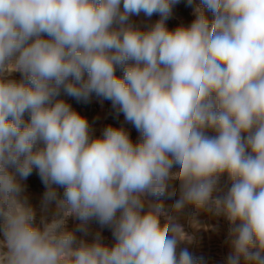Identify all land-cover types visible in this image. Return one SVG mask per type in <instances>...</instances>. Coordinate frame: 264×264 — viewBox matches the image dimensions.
<instances>
[{
  "label": "clouds",
  "instance_id": "obj_1",
  "mask_svg": "<svg viewBox=\"0 0 264 264\" xmlns=\"http://www.w3.org/2000/svg\"><path fill=\"white\" fill-rule=\"evenodd\" d=\"M181 2L0 0V264H205L200 212L224 264H264V0H183L169 28ZM93 98L138 139L93 136L69 102Z\"/></svg>",
  "mask_w": 264,
  "mask_h": 264
},
{
  "label": "rangeland",
  "instance_id": "obj_2",
  "mask_svg": "<svg viewBox=\"0 0 264 264\" xmlns=\"http://www.w3.org/2000/svg\"><path fill=\"white\" fill-rule=\"evenodd\" d=\"M197 2H199V0H197ZM158 18V16L154 15L151 21L154 22ZM133 19L141 26H145L149 23L143 16L134 17ZM192 19V9L185 7L182 0V2L175 7L173 17L167 21V25L169 28H175L181 23H190ZM69 102L72 103L77 111L88 119L93 130V136L101 135L103 128L109 124L113 126H120L123 124L129 131L131 138L134 141L138 139L139 133L131 124H126L124 122L123 115L121 114L118 118L115 116L111 109L110 102L105 101L103 105H101L95 98L88 104L76 103L74 100H70ZM25 183L27 184V194L30 198V202L38 210L41 196L45 190L44 186L36 173H33ZM60 191L62 192L63 190L61 189ZM171 203V200H165L166 210ZM195 211L194 208L189 209V212L195 213ZM196 220L200 225L198 228L191 227L187 220H181V223L184 224L185 231L193 237L192 243L188 245L189 251L197 258L203 257L205 264H224L225 258L230 251L228 244L225 242L228 230L227 222L223 219L219 221L211 219L203 212L196 213ZM74 223L75 222L69 218L68 227L71 229ZM210 225H217L219 230L212 231L211 227H209ZM93 228L99 230L98 225H93ZM101 231L105 242H110L111 232L108 229H103Z\"/></svg>",
  "mask_w": 264,
  "mask_h": 264
}]
</instances>
